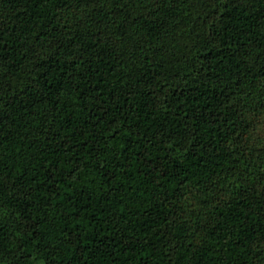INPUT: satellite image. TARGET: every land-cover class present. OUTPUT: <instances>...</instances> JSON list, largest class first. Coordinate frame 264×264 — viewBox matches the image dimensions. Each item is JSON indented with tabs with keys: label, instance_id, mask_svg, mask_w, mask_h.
Wrapping results in <instances>:
<instances>
[{
	"label": "trees",
	"instance_id": "1",
	"mask_svg": "<svg viewBox=\"0 0 264 264\" xmlns=\"http://www.w3.org/2000/svg\"><path fill=\"white\" fill-rule=\"evenodd\" d=\"M264 264V0H0V264Z\"/></svg>",
	"mask_w": 264,
	"mask_h": 264
},
{
	"label": "rangeland",
	"instance_id": "2",
	"mask_svg": "<svg viewBox=\"0 0 264 264\" xmlns=\"http://www.w3.org/2000/svg\"><path fill=\"white\" fill-rule=\"evenodd\" d=\"M41 253H40V256H41V260H40V264H44V256H45V252H46V248H47V243H46V237L44 238H41Z\"/></svg>",
	"mask_w": 264,
	"mask_h": 264
}]
</instances>
